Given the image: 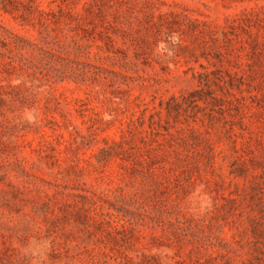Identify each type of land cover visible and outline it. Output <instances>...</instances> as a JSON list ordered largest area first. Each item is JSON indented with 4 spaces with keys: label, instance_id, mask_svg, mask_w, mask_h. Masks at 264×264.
<instances>
[{
    "label": "rangeland",
    "instance_id": "374dc122",
    "mask_svg": "<svg viewBox=\"0 0 264 264\" xmlns=\"http://www.w3.org/2000/svg\"><path fill=\"white\" fill-rule=\"evenodd\" d=\"M0 264H264V0H0Z\"/></svg>",
    "mask_w": 264,
    "mask_h": 264
}]
</instances>
